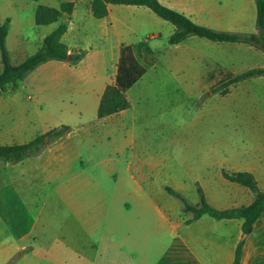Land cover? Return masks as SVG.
Listing matches in <instances>:
<instances>
[{
	"label": "rangeland",
	"instance_id": "1",
	"mask_svg": "<svg viewBox=\"0 0 264 264\" xmlns=\"http://www.w3.org/2000/svg\"><path fill=\"white\" fill-rule=\"evenodd\" d=\"M252 5L253 19H244L250 34L256 31ZM34 6L33 0H0V24L13 21L11 37L34 40L38 29L45 31L35 24ZM215 6L236 11L243 5L218 0ZM134 9L148 17L128 11L129 20L147 28H137L130 40L148 43L151 30H161L163 39L148 44L153 62L139 57L147 74L127 92L128 110L98 119L93 84L81 82L104 74L100 62L74 77L70 89L56 88L44 105L27 103L35 98L27 91L19 101L27 112L0 117V130L13 137L71 127L27 175H10L0 164V264L20 252L15 264H157L176 252L184 257L179 264H216L237 238L230 220L205 216L187 226L191 216L164 188L195 205L199 184L217 209L231 208L237 198L248 201L244 193H251L226 181L222 170L264 177V77L233 86L225 96L215 91L231 75L264 68V54L198 37L175 46L166 39L171 24L147 8ZM231 27L239 26L233 21ZM37 50L33 45L27 53ZM3 97L0 109L17 108V101Z\"/></svg>",
	"mask_w": 264,
	"mask_h": 264
},
{
	"label": "trees",
	"instance_id": "2",
	"mask_svg": "<svg viewBox=\"0 0 264 264\" xmlns=\"http://www.w3.org/2000/svg\"><path fill=\"white\" fill-rule=\"evenodd\" d=\"M34 1L36 2L37 0ZM254 4L256 9V32L251 34L240 31L216 30L197 24L184 14L164 6L159 0H92L91 11L95 19L101 20L108 16L109 6L145 7L158 18L174 27V32L170 37V43L173 45H179L192 37H198L215 43L251 46L264 54V0H254ZM74 9L75 4L73 2H63L59 8L38 5L35 10V24L36 26L56 24L64 15L70 17ZM10 24V18H7L4 24H0V53L2 64L0 92H5L6 87L9 85H12L13 89L18 88L20 83L45 63L51 61L67 62L69 57V63L71 65H77L80 62L81 55H70L67 46L61 41L63 35L67 32V24H59L43 40L41 48L35 54L29 56L20 65H12L6 46V38ZM144 54L152 58L153 62L154 52L147 42H139L136 47L125 44L121 46L117 73L114 81L106 86L100 99L97 110L98 119L119 115L130 108L126 94L147 74V68L139 61V57ZM259 77H264V68H253L237 75H231L222 82L215 92L225 96L229 93L231 87ZM70 130V126L62 125L59 128L51 129L45 134L37 136L25 144L0 145V162L19 164L28 158L37 157L49 145L61 139ZM222 177L230 183L248 189L254 196L253 202L237 208L217 209L209 204L205 192L199 184H196L198 202L195 205L190 203L180 191L170 186H166L164 189L168 195L181 204L182 212L191 216L190 219L185 221L186 225H191L204 216L218 221L241 220L242 234L250 236L253 233L255 224L264 214V191L259 187L255 176L251 172L222 170ZM244 245L245 240H240L235 250L233 264H241ZM21 254L22 252L18 253L7 264H15Z\"/></svg>",
	"mask_w": 264,
	"mask_h": 264
},
{
	"label": "crops",
	"instance_id": "3",
	"mask_svg": "<svg viewBox=\"0 0 264 264\" xmlns=\"http://www.w3.org/2000/svg\"><path fill=\"white\" fill-rule=\"evenodd\" d=\"M91 1L92 0L34 1L35 10L38 5L59 8L60 4L63 2H73L75 4L74 12L70 17L64 15L56 24L39 27L46 29H44V32H41L39 31L40 29H38L37 37L34 40L25 38L23 34L18 35V37L16 38L11 37V26L13 23V21L11 20L10 28L6 38V46L9 51L10 61L12 65H20L29 56L33 55L27 53V50L30 46L34 45L35 49L39 50L42 46L43 40L49 34H51L59 24H67L68 27L67 32L63 35L61 41L67 46L70 55H81V60L77 65H71L69 61H51L45 63L38 67L22 83H20L18 88L13 89L12 85L7 86L5 92H0V100L4 101L5 99L3 95L7 94L13 99L15 104L17 101V108H1L0 117H5L6 115H8V113L11 112L18 115L27 112L28 108L22 106V104L19 103V101H21L20 99L23 98V95L27 91H31L35 94V98H32L30 96H28L27 99L23 98L25 99V101H27V103L33 102L32 100H34L36 105H44V102L49 101L50 99H54V90L56 88L70 89L72 85H74V77L82 76L83 71L86 70L88 66H92L94 68L101 62L102 66L104 67V74L99 77H95L94 74L92 78H82L81 82L82 84H93L92 91L96 95L97 103L100 102L106 86L108 84H111L112 77L116 76L117 65L120 59L121 46L125 44L136 47L139 42H133L132 40H130V37L137 33V28H147L145 24H138L137 18H135L134 20H129L128 11H132L133 14H135L134 12H136L139 14V16H146L148 13L143 9H134L145 7L109 6L108 16L104 19L97 20L92 15ZM159 2L168 8L184 14L197 24L223 31L245 32L248 26L246 24L247 22H244L246 14H249L250 20L253 19L254 15L252 0H241L243 6L236 11L234 9V12L232 11V8L230 11L228 7L223 8L222 11L218 10L215 6L218 0H159ZM149 19L152 21V23H155L153 17L150 16ZM233 21H235L239 27H231ZM156 24L160 25L161 23H158L156 21ZM167 31L168 32L166 34V39H169L174 32V28L168 29ZM149 33L151 34H149L150 36L148 39V44L152 41H160L163 39V32L161 30H151V32ZM188 40L175 46L185 45L187 44ZM16 59H18V62L14 63V60ZM194 59H201V57L199 54L194 53ZM1 72L2 64L0 53V73ZM36 108L37 107H35L34 109ZM51 129L52 128H45L41 130L42 133H40L39 135L45 134ZM37 136L26 138V136L22 134L13 137L9 135L8 129H1L0 145L10 146L14 144H25L30 142ZM51 145H49L48 148L39 156L28 158L22 163L6 164L0 162V164H4V166H6L9 171H11L10 175H27L26 171L29 172L35 167V160H40L44 157H47L48 154L53 151V147ZM254 176L258 182L259 187L264 191V186H262L261 184L262 181L264 183V177L261 181L259 179V175ZM244 195H246L248 201L245 204H242L241 202L243 201V199H234L232 201L233 204L231 208H237L242 205H249L253 202L254 196L252 193L251 195H249V193H244ZM230 221H234L232 224H234L235 229L238 230V235L237 238L226 247L227 251L218 259V261H216V264H233L235 250L240 240H242V221ZM18 250L19 247L10 252L6 259L11 257ZM191 256H194V254H191ZM183 258V256L181 257L178 252H176L172 255L170 254L163 256V258L157 264H163L164 260L167 261L169 259H172V261H175L177 264H179ZM198 264L204 263H202V261H198ZM241 264H264V214L255 224L253 233L250 236H247V238L245 239Z\"/></svg>",
	"mask_w": 264,
	"mask_h": 264
},
{
	"label": "water",
	"instance_id": "4",
	"mask_svg": "<svg viewBox=\"0 0 264 264\" xmlns=\"http://www.w3.org/2000/svg\"><path fill=\"white\" fill-rule=\"evenodd\" d=\"M69 60H70V57L68 58V61H69ZM46 142L49 143L48 140H46ZM246 238H247V235H243V236H242V240H245Z\"/></svg>",
	"mask_w": 264,
	"mask_h": 264
}]
</instances>
